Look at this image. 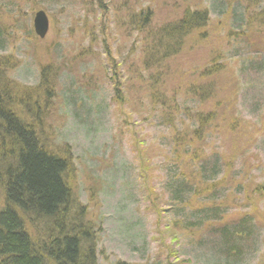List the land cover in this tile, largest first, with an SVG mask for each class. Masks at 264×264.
Returning a JSON list of instances; mask_svg holds the SVG:
<instances>
[{
	"label": "trees",
	"instance_id": "1",
	"mask_svg": "<svg viewBox=\"0 0 264 264\" xmlns=\"http://www.w3.org/2000/svg\"><path fill=\"white\" fill-rule=\"evenodd\" d=\"M33 1L0 0V13L15 10L21 16L23 7L33 13L36 8L44 10L45 5L52 10L57 3L56 0ZM76 1L81 12L77 23L81 25L84 47H73L66 62L58 57L40 66L37 85L30 87L15 80L13 75L20 68L21 60L11 54H0V264H99V233L103 222L100 220L97 224L95 217L88 216L90 207L80 198L81 180L88 183L84 190L87 201L94 202L95 209L99 207L100 191L92 178L80 179L71 146L62 142L57 144L58 151L46 147L48 135L59 142L56 133H60L59 123L65 117L63 113L60 117L64 109L61 78L65 72L70 73L66 64H75L74 71H77L82 60L87 58L97 61L98 67L96 75L83 77L87 87H93L94 77L100 81L105 77L111 82L114 91L111 101L115 103L117 117L122 119L121 112L127 104L134 100L137 103L133 92L126 94L127 88L140 87L143 96L149 98L151 111L157 110L159 114L160 128L168 132L164 140L168 141L171 153L167 188L172 208L174 213L181 208H191L185 211V220L174 219L170 223L171 229L210 235L222 247L219 250L227 253V264H234L242 257V249L251 242L256 230L264 231L262 219L257 221L258 212L252 215L255 202H264V185L254 183L251 187L249 184V191L244 183L237 182L230 187L224 181L226 175H231L236 161H246L254 155L256 138L249 135L259 131L254 127L251 128L254 132H249L238 113L241 84L235 65L229 64L232 60L229 56L240 58L236 48H248L252 25L258 27L260 33L263 31L264 0H258L261 9L257 11L256 0H242L238 7L226 5L224 10L219 6L220 20L210 16L204 0H181L185 8L176 16L169 9L156 11L154 6L161 8L159 0H128L133 3H126L119 9L125 10L128 27L138 34L135 39L129 36L135 41L124 61L120 59L122 48L118 51L113 48L122 32L117 25L113 30L109 26L112 17L102 8L106 0H93L89 4L85 0ZM101 8L103 13H100ZM102 15L105 22L98 21L95 25L91 21H96L97 16L101 19ZM231 17L236 18L234 24ZM154 20L165 23L155 27ZM101 35L104 36L99 40ZM232 38L234 44L230 47ZM99 42L104 47L103 55L97 52ZM259 51L264 52V47L257 53ZM50 53L48 48L46 56ZM188 60L191 63L187 64ZM250 61L253 64L254 61ZM249 64L246 69L252 68ZM180 65L190 70L187 74L194 75L193 80L184 77L175 82L179 89L167 93L164 84L169 77L161 73L171 75ZM232 81L236 86L232 95L224 98L228 102L219 99L215 113L211 108L205 111L204 104L226 94V87L233 85ZM215 128H220L218 134L229 141L222 154H207L209 133ZM63 151L66 152L62 154ZM144 154L149 155L147 150ZM247 168L245 166L248 175ZM240 174L232 172V183H236ZM232 191L248 198L244 211L250 212L238 215L233 223H226V203L232 199L228 195ZM194 201L198 202L197 206H192Z\"/></svg>",
	"mask_w": 264,
	"mask_h": 264
},
{
	"label": "rangeland",
	"instance_id": "2",
	"mask_svg": "<svg viewBox=\"0 0 264 264\" xmlns=\"http://www.w3.org/2000/svg\"><path fill=\"white\" fill-rule=\"evenodd\" d=\"M5 1L10 2V0ZM240 1L242 0H218V2L204 0L203 5L209 7L210 16L214 20H220L217 13V10H220L219 6L223 10L226 5L238 7ZM56 2L52 10H48V5H45L44 10L36 8L33 13L23 7L21 16L17 15L15 10L12 13L8 11L7 14L0 13L2 38L0 54H11L10 56L21 60V66L13 78L24 85L27 84L30 87L37 85L40 66H46L53 58L58 57L66 62L69 60V54H72L73 47L79 49L82 46L83 34H81V25L77 23L81 13L79 3L76 0H56ZM85 2L89 4L93 3V0H85ZM126 3L131 5L133 2L106 0V4L102 7L103 10H107L106 15L112 17L109 20L112 30L117 25L122 32L120 35L122 39L118 36L117 45L113 46L117 51L122 48L121 61L125 60L130 48L134 46L133 41L135 40L130 39L129 36L132 35L135 39L138 34L132 32L128 27L125 10L119 9ZM158 3L161 8L154 6L156 11L169 9L175 16L179 10L185 8L181 0H159ZM255 4L256 11L261 9L258 0ZM177 8L179 9L177 10ZM39 10L46 12L49 16L50 28L45 40L38 38L33 31L34 13ZM101 10L100 13H103L104 11ZM181 14L182 11L179 15ZM98 15L101 17V14ZM99 16L96 21L91 20L95 25L99 23L98 21L105 22L103 15L101 19ZM235 19L231 17L232 24ZM155 20L153 22L155 27L157 25L162 27L165 23L163 21L155 22ZM252 26V31L248 34L250 39L248 48L245 50L236 48L235 52L239 51L240 58L235 59L229 56L232 59L229 64L235 65V72L239 73L241 92H239L238 113L243 117L249 132H254L251 129L254 127H258L259 131L249 135L256 138L252 151L254 155L249 156L248 161H236L235 163L232 172L242 173L236 178V183H232L234 181L231 178L232 172L230 176L226 175L224 180L229 183L230 187H232L231 184L235 185L237 182L244 183L249 187V191L251 190L250 186L254 183L264 185V52L257 53L259 48L264 47V29H261L263 31L260 33L258 27ZM103 36L101 35L99 40ZM230 42L231 47L234 44L233 38ZM101 44L98 46L97 52L103 55L105 51ZM58 47L60 49L56 51ZM48 48L51 49V53L46 56ZM115 57L119 59L118 55ZM250 59L254 61L253 64ZM190 61L188 60L186 63L189 64ZM248 63H250L249 66H252L251 69L245 68ZM233 66H230V69ZM65 68L70 73L65 72L63 78L60 77V91L64 102V109L60 117L62 118L63 114L65 117L59 123V128L62 127L60 133H56L59 136V142H56L53 136L48 135L46 147L58 151L57 144L62 142L71 146L72 153L76 157L75 168L79 171L80 179L86 176L92 178L100 191L99 207L95 209L94 202L89 204L87 201L86 190H84L88 183L85 184V181L81 180V201L85 205L88 204L91 212H94V215H91L89 211L88 216L95 217L97 224L100 220L103 222H100L98 263L227 264L229 260L227 253L224 250H219L222 247L210 235L201 231L187 233L183 230L171 229L169 226L174 219L185 220L184 215L187 214L185 211L188 212L191 208H181L174 213L171 193L167 188L169 178L167 171L171 168L169 164L171 153L168 150L169 143L164 139L168 136V132H165L163 127L160 128L159 114L157 110L151 111L149 98L143 96L144 93L140 91V87L127 88L126 94L133 92L137 103L134 100V103L127 104L121 112V119L117 117L115 103L111 101L114 93L111 82H107L105 77L101 81L100 78L94 77L93 87H87V80L83 78L85 75L90 76L98 71L97 61L93 58L82 60L81 65L78 66L77 78V71H74L75 64H66ZM187 73H190V70L186 69L185 65L174 69L171 75L162 72V75L169 77V79H165L164 84L168 88L167 93H171L173 89H179L175 82L182 78L189 79L191 77L193 80L194 75ZM229 75L225 78L227 79ZM74 77L78 81L77 85ZM232 83L233 85L226 87L227 95L223 94L218 99L204 104L206 105L205 111L210 108L211 112L217 111L219 99L225 100V97L232 95L233 88L236 86L235 82L232 81ZM159 86L163 89L162 84ZM160 89L158 90L160 91ZM225 101L228 102V100ZM140 102L142 103L141 107ZM201 105L203 106V104ZM53 115L55 117L56 114ZM55 118L59 117L56 115ZM219 131L220 128L210 130L207 154L210 152L222 154L225 151L229 139L218 134ZM233 139L235 138L233 137ZM60 149H64L63 145H60ZM145 150L149 155L144 154ZM64 152L66 151L61 153L64 154ZM223 156L227 159L225 153ZM227 160L230 163V159ZM245 166L248 167V175ZM228 195L232 199L226 203L228 210L225 222L233 223L234 218L236 219L238 215L250 212L244 211V206L248 205V198L241 197L234 192H230ZM255 203L252 215L258 212L259 219L257 221L260 222L262 219L260 223L264 224V202L257 201ZM1 204L0 200V209ZM197 205V201L192 203V206ZM263 235V229H257L251 242L242 249L244 250L242 257L234 264H264Z\"/></svg>",
	"mask_w": 264,
	"mask_h": 264
},
{
	"label": "water",
	"instance_id": "3",
	"mask_svg": "<svg viewBox=\"0 0 264 264\" xmlns=\"http://www.w3.org/2000/svg\"><path fill=\"white\" fill-rule=\"evenodd\" d=\"M33 25H34V31L36 36L41 38L42 40L46 38L47 33L50 28L48 16L46 13L39 11L35 13Z\"/></svg>",
	"mask_w": 264,
	"mask_h": 264
}]
</instances>
